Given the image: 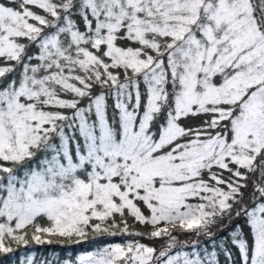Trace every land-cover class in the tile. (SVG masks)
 <instances>
[{
  "label": "snow or ice",
  "instance_id": "1",
  "mask_svg": "<svg viewBox=\"0 0 264 264\" xmlns=\"http://www.w3.org/2000/svg\"><path fill=\"white\" fill-rule=\"evenodd\" d=\"M7 255L264 264V0H0Z\"/></svg>",
  "mask_w": 264,
  "mask_h": 264
},
{
  "label": "trees",
  "instance_id": "2",
  "mask_svg": "<svg viewBox=\"0 0 264 264\" xmlns=\"http://www.w3.org/2000/svg\"><path fill=\"white\" fill-rule=\"evenodd\" d=\"M106 242H119V238L105 237V238H102L100 240L93 242L91 237H90L89 242L82 243L80 245H73L70 248L65 247L63 249H60L59 246H51V247L60 251L61 252V258L63 259L65 256H74L76 253L94 250L98 246H100L101 244L106 243ZM49 249H50V246H47V245L44 246L43 251L45 252V254H47ZM37 250L40 251L41 249H37ZM17 255H18V253H17ZM0 264H14L12 256L11 255L0 256Z\"/></svg>",
  "mask_w": 264,
  "mask_h": 264
},
{
  "label": "rangeland",
  "instance_id": "3",
  "mask_svg": "<svg viewBox=\"0 0 264 264\" xmlns=\"http://www.w3.org/2000/svg\"><path fill=\"white\" fill-rule=\"evenodd\" d=\"M95 250V249H94Z\"/></svg>",
  "mask_w": 264,
  "mask_h": 264
}]
</instances>
